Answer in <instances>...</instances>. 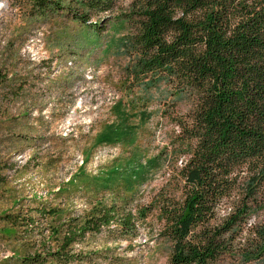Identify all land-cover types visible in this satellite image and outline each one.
Returning a JSON list of instances; mask_svg holds the SVG:
<instances>
[{
  "label": "trees",
  "instance_id": "trees-1",
  "mask_svg": "<svg viewBox=\"0 0 264 264\" xmlns=\"http://www.w3.org/2000/svg\"><path fill=\"white\" fill-rule=\"evenodd\" d=\"M113 1L62 0L54 9L69 16L84 38L96 41L110 25L91 20L96 12L112 10ZM33 2L53 7L51 0ZM124 17L110 27L121 35L111 37L102 52L127 59L124 86L143 95L124 109L119 106V124L113 122L99 138L134 146L129 112L145 123L151 118L145 107L155 101L176 130L157 155L131 152L96 176L81 167L52 193L55 200L88 196L92 206L81 215L75 216L72 206L36 196L26 212L1 213L11 226L3 235L27 239V251L14 250L0 264L82 262L86 255L76 245L87 235L134 228L135 216L124 206L163 169L167 184L151 204L169 243V264L263 261L264 0H134ZM182 101L189 103L188 112L173 114ZM106 194L112 195L109 201L99 198Z\"/></svg>",
  "mask_w": 264,
  "mask_h": 264
},
{
  "label": "rangeland",
  "instance_id": "rangeland-1",
  "mask_svg": "<svg viewBox=\"0 0 264 264\" xmlns=\"http://www.w3.org/2000/svg\"><path fill=\"white\" fill-rule=\"evenodd\" d=\"M51 1L52 8H42L33 0H0V214L26 212L32 205L28 200L36 196L72 206L74 215H81L92 206L88 196L75 193L55 200L52 193L81 167L96 176L114 162L123 163L131 152L157 155L176 130L162 117L163 104L155 101L145 107L151 113L145 123L129 112L134 146L124 148L99 138L113 122L119 124V106L124 109L143 95L138 88L124 86L127 59L115 51L102 52L111 37L121 35L110 27L125 18L134 0H114L112 10L94 13L92 24L101 20L110 25L96 41L84 38L69 16L56 12L54 3L62 0ZM172 101L169 97L165 106ZM189 107L182 101L171 111L185 115ZM84 158L88 163L83 165ZM167 177L165 169L159 171L128 198L124 208L135 216L134 228L87 235L76 245L86 257L74 264H169V243L161 236L163 225L151 204ZM111 197L99 196L105 201ZM143 208L146 216H140ZM7 227L10 224L0 219V262L14 250L27 251V239L3 235ZM23 229L17 227L18 235Z\"/></svg>",
  "mask_w": 264,
  "mask_h": 264
}]
</instances>
